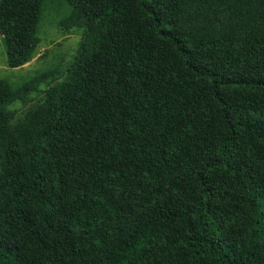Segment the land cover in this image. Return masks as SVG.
Returning a JSON list of instances; mask_svg holds the SVG:
<instances>
[{"label":"trees","instance_id":"obj_1","mask_svg":"<svg viewBox=\"0 0 264 264\" xmlns=\"http://www.w3.org/2000/svg\"><path fill=\"white\" fill-rule=\"evenodd\" d=\"M61 2L66 70L0 79V264H264V0ZM47 6L0 0L9 67Z\"/></svg>","mask_w":264,"mask_h":264},{"label":"rangeland","instance_id":"obj_2","mask_svg":"<svg viewBox=\"0 0 264 264\" xmlns=\"http://www.w3.org/2000/svg\"><path fill=\"white\" fill-rule=\"evenodd\" d=\"M47 9L39 23L38 36L40 42L32 59L19 67H9L6 63L5 46L0 34V79H6L13 85L28 80L39 71L47 68L64 72L76 54L83 32L78 28L63 30L57 24V15L64 7L61 0H47ZM63 76L57 78L61 81ZM55 80V81H56ZM54 81V82H55ZM47 84L40 85L39 90L32 92L26 103L14 102L10 108L15 112V118H20L29 107L40 100Z\"/></svg>","mask_w":264,"mask_h":264}]
</instances>
